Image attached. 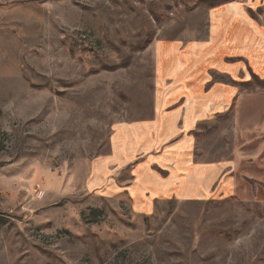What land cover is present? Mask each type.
<instances>
[{"label":"rangeland","instance_id":"rangeland-1","mask_svg":"<svg viewBox=\"0 0 264 264\" xmlns=\"http://www.w3.org/2000/svg\"><path fill=\"white\" fill-rule=\"evenodd\" d=\"M209 2L0 0V264H264V51L195 143L206 198L142 204V157H114L115 132L154 116L155 42L206 43Z\"/></svg>","mask_w":264,"mask_h":264},{"label":"crops","instance_id":"crops-1","mask_svg":"<svg viewBox=\"0 0 264 264\" xmlns=\"http://www.w3.org/2000/svg\"><path fill=\"white\" fill-rule=\"evenodd\" d=\"M256 1L251 0V6L232 2L213 9L206 43L184 42V47L179 46L177 53L171 54L167 43L155 42L158 84L154 116L150 121L125 124L111 140L114 157L121 158V163L142 157L131 174L134 183L130 184L138 199L140 190L146 189L142 204L168 198L195 201L209 195L208 189H200L202 166L194 161L195 143L210 134L202 132L203 124L215 118L227 119L234 101L239 102L240 89L246 86L233 87L229 83L249 82L251 72L258 77L250 65V56L256 50L263 55L264 47L260 46L264 45V37L259 33L263 27L250 20L247 13ZM250 30L262 36L260 46L259 42L250 44ZM237 59L241 61H234ZM144 165L152 169L149 174ZM147 179L151 181L146 183Z\"/></svg>","mask_w":264,"mask_h":264},{"label":"trees","instance_id":"trees-1","mask_svg":"<svg viewBox=\"0 0 264 264\" xmlns=\"http://www.w3.org/2000/svg\"><path fill=\"white\" fill-rule=\"evenodd\" d=\"M234 1H238V0H211V2H209V7H211V8H217V7H220V6H223V5H225V4H228V3H232V2H234ZM241 1H243V0H241ZM263 8L262 7H259V8H257L256 10H253V9H251V8H248L247 9V13H248V15L252 18V19H254L255 21H257L258 23H259V21H260V19H259V16L261 15V14H263V10H262ZM145 47V45L143 46V48ZM234 61H241L240 59H237V60H234ZM253 79H260L259 77H257L256 75H253L252 74V80ZM252 80L251 81H249V82H242V83H239V82H230L229 84L231 85V86H233V87H240V86H250V84L252 83ZM261 83H264V80H259ZM251 82V83H250ZM235 104H236V101H234V103H233V105H232V107L230 108V110H229V112H228V114L226 115V118H228V117H230L232 114H233V112H234V109H235ZM247 182L251 185V187H252V189H253V191H254V189L256 188V186H257V182L256 181H254V180H251V179H247ZM264 187V186H263ZM229 200H236V198L235 197H230L229 198Z\"/></svg>","mask_w":264,"mask_h":264}]
</instances>
